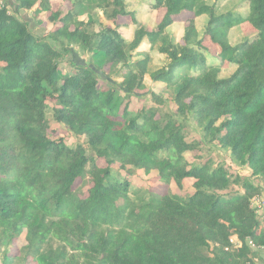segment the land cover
Segmentation results:
<instances>
[{
    "label": "trees",
    "instance_id": "1",
    "mask_svg": "<svg viewBox=\"0 0 264 264\" xmlns=\"http://www.w3.org/2000/svg\"><path fill=\"white\" fill-rule=\"evenodd\" d=\"M141 1L164 12L152 29L128 0H61L57 10L54 0H11L12 14L0 10V264L264 263L253 207L264 184V0ZM22 10L52 29L36 35ZM125 19L137 26L131 41ZM243 28L251 34L232 43ZM72 46L91 65L65 74L60 60L78 57ZM144 97L152 107L136 108ZM169 99L173 113L164 112ZM51 120L78 143L55 138ZM190 120L250 176L192 165ZM139 173L181 191L192 179L193 191L134 186Z\"/></svg>",
    "mask_w": 264,
    "mask_h": 264
},
{
    "label": "rangeland",
    "instance_id": "2",
    "mask_svg": "<svg viewBox=\"0 0 264 264\" xmlns=\"http://www.w3.org/2000/svg\"><path fill=\"white\" fill-rule=\"evenodd\" d=\"M208 1L212 3L214 0H208ZM53 3H54V10H57L61 7L60 6L61 0H54ZM127 5H128V10L133 11L136 14L137 21L141 25H146L148 29H152V27H156L162 21V18L164 16L163 11H157V10L152 9L149 6L148 2L145 3V2H142L141 0H128ZM225 5H227V4H225L223 2L222 6L224 7ZM62 9L66 10L67 7L64 6ZM221 10H224V9H221ZM23 16H24L25 20L30 22V28L38 36H40V35L43 36V35H45L44 31H50L52 29V25L49 24L48 21H46L45 15H38L34 12H30V13L25 12V14ZM191 16L192 15L186 14V15L182 16L180 21L184 22V20H188ZM102 21L106 23L104 18L102 19ZM121 22H123L125 25H127V28H122L120 30L121 34L123 35L124 39H126L127 41H131L132 38L134 37V33L137 29V26H134L129 19L122 20ZM196 24H197V28L200 31H202L204 24H205V19L201 18V19L197 20ZM181 25H182V23H178V25L173 27V31H175L174 35L178 39H180V37L183 33V26H181ZM98 27L99 26H97L96 28L98 29ZM253 33H254V30H253ZM250 34H251V32L249 29L243 28L241 35L238 32H236L235 34H232L230 36V39H231L230 41L232 43L237 44V42H239V40H240L239 37L248 36ZM145 44L146 43L142 44L141 47L136 52L139 53V52L148 51L149 45L148 44L145 45ZM72 49L76 50L77 55H78L77 60H75V62L73 61V57L68 56V55H66V57H64L63 59L60 60V69L65 74L74 73L75 70H74L73 65H75V64H77V65L78 64L79 65H81V64L82 65H85V64L89 65L90 64L91 65V61H90L91 54L90 53L79 50L75 46H72ZM159 63H161V62L160 61L157 62V64H159ZM232 72H233V69L230 68V69L224 71L222 76L226 77V76L230 75ZM114 79H117L118 82L121 81L118 74H116V76H114ZM102 85H104V87L107 88V85L104 82H102ZM164 98L168 99V95L165 94ZM133 105H135L136 108L139 106L140 107L141 106L152 107L153 103L150 101V97H146V98L144 97L141 100L133 99ZM165 110L166 111H164V112H167V113H170V112L173 113L175 111L174 104L171 100L169 103H167ZM49 118L52 119L51 110H49ZM51 122H52L54 129H55V132L53 134V136L55 138L64 136L66 138L68 144L73 145L76 142L78 143V140L76 138H74L73 136H71V134L68 133L63 126L55 124L52 120H51ZM184 123L186 125V133L188 136L187 137L188 141L195 142L198 145V147L195 151L188 153L186 156L188 161L192 165H198V164L205 163L208 160H210V161H212L213 164H217V163L225 164L227 169L231 173H233L234 175L250 176V173H251L250 170H248L247 168L242 167L239 164H237L231 158V155L228 151L221 149L216 144L203 143V141H202L203 132L200 128L197 127V125L192 120L186 121V122L184 121ZM253 181H256L257 184H259L261 182L260 180H257V179H254ZM194 182L195 181L192 179L186 180L184 182V188L181 191L175 185H171L170 187L163 186L162 184H160L159 182L156 181L155 176H153V175L148 176V175L139 173L133 177V185L134 186H137L139 184H145V185H148V187H151L156 193L166 192L167 188H168L173 193H177L180 195H186V194L190 193L191 191H193ZM89 188H90V186L87 184V182L83 183V181H81V180H78L74 186V190L81 197L87 196ZM25 245H26V240H25V234H24L19 239H17L15 241L14 246H13V250L15 252H17L20 249H22Z\"/></svg>",
    "mask_w": 264,
    "mask_h": 264
},
{
    "label": "built area",
    "instance_id": "3",
    "mask_svg": "<svg viewBox=\"0 0 264 264\" xmlns=\"http://www.w3.org/2000/svg\"><path fill=\"white\" fill-rule=\"evenodd\" d=\"M11 0H0V10H8V14H12L11 9L9 8V3ZM263 193L260 197H257L253 200V207L256 210L261 221L264 222V184H263Z\"/></svg>",
    "mask_w": 264,
    "mask_h": 264
},
{
    "label": "crops",
    "instance_id": "4",
    "mask_svg": "<svg viewBox=\"0 0 264 264\" xmlns=\"http://www.w3.org/2000/svg\"><path fill=\"white\" fill-rule=\"evenodd\" d=\"M182 35H183V33H182ZM182 35H181V37H182ZM180 37V38H181ZM146 45V44H145ZM149 48V47H148ZM259 251V253H260V255H261V257H262V259H264V248H262L261 250H258ZM257 264H263V263H261V262H257Z\"/></svg>",
    "mask_w": 264,
    "mask_h": 264
},
{
    "label": "water",
    "instance_id": "5",
    "mask_svg": "<svg viewBox=\"0 0 264 264\" xmlns=\"http://www.w3.org/2000/svg\"><path fill=\"white\" fill-rule=\"evenodd\" d=\"M24 14H25V11L22 10L21 11V15H24ZM247 245H250V242L249 241L247 242Z\"/></svg>",
    "mask_w": 264,
    "mask_h": 264
}]
</instances>
